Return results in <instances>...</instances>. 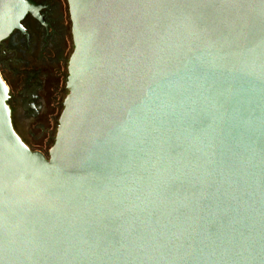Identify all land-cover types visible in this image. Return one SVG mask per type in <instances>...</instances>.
<instances>
[{
  "label": "water",
  "instance_id": "95a60500",
  "mask_svg": "<svg viewBox=\"0 0 264 264\" xmlns=\"http://www.w3.org/2000/svg\"><path fill=\"white\" fill-rule=\"evenodd\" d=\"M68 3L48 157L0 75V264H264V0Z\"/></svg>",
  "mask_w": 264,
  "mask_h": 264
},
{
  "label": "flooded vegetation",
  "instance_id": "af4514ba",
  "mask_svg": "<svg viewBox=\"0 0 264 264\" xmlns=\"http://www.w3.org/2000/svg\"><path fill=\"white\" fill-rule=\"evenodd\" d=\"M28 1L32 9L21 27L0 40V75L8 88L13 127L21 139L25 142L18 128L31 137L33 131L51 134L55 143L75 48L70 7L68 0Z\"/></svg>",
  "mask_w": 264,
  "mask_h": 264
},
{
  "label": "rangeland",
  "instance_id": "374dc122",
  "mask_svg": "<svg viewBox=\"0 0 264 264\" xmlns=\"http://www.w3.org/2000/svg\"><path fill=\"white\" fill-rule=\"evenodd\" d=\"M18 132L25 140L26 144L33 150V151H39L45 154L47 157L49 156V151L51 150L52 146L54 145L53 142L50 141V136L47 135V133L43 134L40 131H33V137L30 136V134L23 130L22 128H18ZM43 134V136H42ZM56 136V131H55Z\"/></svg>",
  "mask_w": 264,
  "mask_h": 264
}]
</instances>
